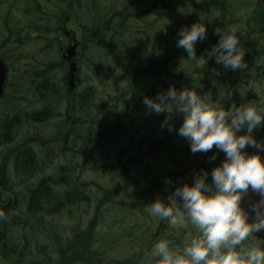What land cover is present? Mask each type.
<instances>
[{
	"label": "trees",
	"instance_id": "1",
	"mask_svg": "<svg viewBox=\"0 0 264 264\" xmlns=\"http://www.w3.org/2000/svg\"><path fill=\"white\" fill-rule=\"evenodd\" d=\"M111 2L113 3L111 17L103 15L104 11L98 13V10L93 9L88 3L85 24H81V28L83 30L82 34L86 38H90L88 46L84 48L85 57L89 51L91 53L102 52L103 57L107 59L100 63L101 65L98 64L99 66L96 61L92 62L95 66V73L101 71L100 66H107L104 68L105 70L110 73L115 70L116 74H120V76L117 75L118 80L113 84L112 91L106 88L109 85L105 82L103 83L104 87L92 83L83 89L80 99L74 100L77 103L74 104V101H71V96H68L69 101L67 100L65 105L66 107H72V109L75 107L81 111L89 110V108L95 106L99 109H105L107 116L114 120V125L116 124L115 127L118 132L114 138H117L116 136H119V131L125 124L124 117H131L133 120L132 116L135 110H138L139 106H145L142 103L143 98L145 96L155 97L159 92L155 91L153 93V86L150 87L148 83L142 82L144 79L141 76L144 75L145 71L162 72L164 79L168 77L170 82L179 79L178 82L182 83L177 69L171 71L170 67L167 70V61L172 57L175 60L185 58L186 64L179 61L180 65L177 68H183L187 71L190 69L188 65L189 63L192 64V61L187 60V53L182 48L177 47V41L171 40V25L173 24L174 31H177L179 26L176 20L171 21V25L159 26L157 25L161 21V19H158L159 16L152 17L151 20H155V22L146 21L145 17L142 16L144 12L137 7L134 0H111ZM148 2L150 5L156 3V1L150 0ZM79 4L81 5V0ZM83 6L85 7V3ZM193 20H195V17H193ZM218 21L221 22L219 18ZM142 24L144 29H139ZM250 25L253 30L248 31L247 25L243 24V30H247L243 34L255 42V34H264V3L254 11ZM217 27L218 25L212 23L210 32L214 34ZM219 27L222 28V24ZM53 47L34 48V52L27 56L29 58L26 61H32V63L29 67L25 66L24 76L15 78V91L17 94L25 93L20 89L25 90L26 87L30 91L32 89V97L37 103L36 109L27 113L26 110L21 108L20 102H14L7 94H4L0 99V103L3 105V109L0 110V140L2 141L0 144L3 145L4 141L6 144L8 143L7 145L13 144L7 155L3 156L9 160L13 158L19 168L16 172L22 174H30L33 171V163L37 165L40 163L36 152L31 146V139H22L26 140L25 142L22 140L16 141L19 130L27 123H40L50 119L54 115L53 107H57L59 100L62 98L58 97L57 94L55 97L53 96L55 87L50 83L48 89L45 77L48 61H51L46 56L60 49ZM257 48L256 45L254 50H257ZM9 51L12 50H8V53ZM258 51L257 60L260 63L256 62L254 64L255 78L257 79L254 82L264 84V52L260 48H258ZM13 52L14 55H19L17 51L13 50ZM1 55L9 61L10 56L5 57L3 52ZM10 67L13 71L17 70V68L13 69L12 65ZM189 77L191 76L189 75ZM168 80L167 83H169ZM182 80L187 83L193 81L189 79ZM226 83L229 96L224 102L225 106H230L233 102L237 105L252 103L262 106L264 90L261 87L250 84V86H255L257 89L255 98L254 95L250 97L245 92L247 85L238 87L242 91L239 90L236 95L230 91L231 87L234 86L233 82L227 81ZM176 87L177 89L182 88L179 85ZM102 89L103 93L101 94L102 91L99 90ZM49 90L50 94L46 93ZM130 90H136V92H130ZM217 95L218 93L214 91L208 100L216 99ZM4 104L7 106L6 110H4ZM153 115L156 114H147V119ZM161 115L164 116V114ZM136 124H138L139 129L137 121H135ZM107 127L104 126L105 136L100 134L99 139L97 136H93L91 140L83 141H86L85 143L89 142L94 151L99 150L102 152L107 148L108 142L116 141L105 140L110 134ZM263 134L264 127L254 132V135L258 137ZM101 138L102 140H100ZM71 139L72 135H65L61 138V140ZM130 141L136 142L135 140ZM138 143H140L139 149L134 153L127 152L123 155V152H119L114 161L108 160L107 165L103 164L104 168L113 169V174L108 180L109 186L95 180L94 182L87 181L86 176L84 177L80 172V162L74 161L73 164L59 166L57 170L44 176L36 188L30 189L28 196L29 211L35 213V215L40 213L53 216L63 214L76 204H80L81 207L84 204L88 206L87 208L91 207L90 218L86 219L83 213L88 211L87 208L81 209L79 223L75 226H67L66 224L63 236H53L52 234L46 236L45 241L47 244L40 247L37 252L41 254L46 249L49 254L52 252L50 259L48 257L46 259L48 263L158 264V261L150 256V250L154 243L161 239H167L171 242L172 247L182 249L197 235L192 225L188 224V229L185 231H182L180 227L173 228L165 219L151 215L148 208L150 203L158 197L164 202H168V196L174 191L175 187L184 182H192L194 174L199 170H209L210 180L211 169L223 159L224 154L222 153L212 159L209 154L206 157V153H194L193 160H190L191 162H188V164L174 165L167 158L162 160L152 157L156 153L145 147L144 140H140ZM140 148L146 149L141 156H139ZM68 150L69 148L65 149L64 152ZM77 154L78 151H75L72 158L75 159ZM87 157L92 160V158H95V152ZM105 161H107L106 157ZM35 170L39 169L36 168ZM3 171V174L0 175V182L3 181L6 175L5 168H3ZM95 189L99 190L98 193ZM16 223L18 222L15 217L7 220L5 215V218L0 219V239H3L7 232L12 235L18 232L13 228ZM68 235H72V238ZM8 241L10 242L11 239H8ZM243 246L245 248L249 246L264 247V241L251 236L244 242ZM10 252L0 249V256L4 262L9 261L7 258H12ZM51 258L56 260L53 261ZM9 262L12 263V261Z\"/></svg>",
	"mask_w": 264,
	"mask_h": 264
},
{
	"label": "rangeland",
	"instance_id": "2",
	"mask_svg": "<svg viewBox=\"0 0 264 264\" xmlns=\"http://www.w3.org/2000/svg\"><path fill=\"white\" fill-rule=\"evenodd\" d=\"M83 1L85 7L83 6ZM137 3V7L144 12L146 21L155 22L151 20L152 17L159 16L161 19L157 23L159 26L171 25L170 22L176 20L180 27L185 25H190L199 18H203L206 21H210L208 24V36L206 39L200 41L196 44L197 59L191 60L192 64L189 63V70H184L183 68H177L180 64H186L184 59L175 60L174 57L167 61L168 68L170 70H178V76L181 77L182 83L172 80H168V77L164 79L162 72L152 73L151 71H145L144 75L141 76L142 82L148 83L150 87L153 86L155 93L165 88H168L171 84L176 86H192L197 87V91L204 94V97L208 99L214 91L217 93L229 91L227 87V81L233 82L234 86L231 87V93L238 94V87L246 86L245 92L251 97L255 96L257 89L255 86H250V84L257 85L264 90V84H259L254 82L257 80L255 78L256 72L254 70V64L257 60L258 48L262 49L264 52V34H255V42L246 37L243 33L246 31H251L252 17L254 11L264 3V0H150L156 1L154 5H150L148 0H134ZM92 6L93 9L104 11L103 15L112 16V6L111 0H81V5L77 0H0V42L7 44H12L15 48L13 50L17 51L19 55H14L13 50H4L5 45H2L1 52L4 50V55L14 57V60H9V63L17 70L11 72V77L7 83V89L5 95L14 102H20V106L26 112H32L37 103L32 97V89H20L24 91L23 94H17L15 91L16 77H23L26 67L32 63V61H26L33 52L32 44L29 40H41L43 39L47 43H54L64 35L61 31L66 26L69 30H73L81 41H85V37L81 35L79 30L82 32L81 24H85V16L88 13L87 5ZM231 4H234L233 8ZM109 11V13L107 12ZM157 10V11H155ZM69 15V16H68ZM97 15V12H96ZM68 16V17H67ZM69 18L67 23L63 24V18ZM195 17V20H193ZM218 18L221 20L218 21ZM62 20V21H60ZM192 20V21H190ZM212 23L220 26L222 28L226 26H237L239 29V37L242 45V49L245 51V60L247 62V68L240 71H232L229 69H224L221 65L215 63L214 59H210L207 63H204V59L201 55L206 56L207 50L211 48L213 44L218 41V36L216 35V30L214 34L210 32L212 28ZM243 24L247 25V30H243ZM139 29H144L143 24ZM178 26L177 31H174L173 24L171 25V40L177 41L178 32L181 29ZM27 39V41H26ZM212 44H211V43ZM35 45V44H33ZM209 45V46H208ZM257 45V50H254ZM246 47V48H245ZM248 48V49H247ZM83 46L78 48V56L83 52ZM102 52L90 51L87 53L86 59H83V63L80 69V76L83 78L82 86L79 88L76 96H72L71 101H76L80 99L79 92L88 85L94 83L99 87H104L103 83H107L106 88L112 91L113 84L118 80L120 74H116L115 70L111 73L104 68L107 66H100L101 71L95 73V66L92 64L93 61L97 62V65L107 60ZM103 57V58H102ZM45 58V57H44ZM50 58L54 63L59 64L62 58V49L56 52H52L50 55L46 56ZM101 58V59H99ZM188 60V59H187ZM17 62L16 65L14 62ZM26 61V62H25ZM101 65V64H100ZM26 66V67H25ZM99 66V65H98ZM147 67V65H146ZM69 68L68 62L65 65H59L57 69L51 72L52 82L60 81L57 84L59 88L58 97H62L59 100L57 107L54 108V116L50 119L36 123H27L18 132V139L35 138L42 140L57 138L55 142L47 143H32L31 146L36 152L39 160V165L34 164L33 171L30 174H22L21 172H16L14 170L13 163L14 159H8L3 155H7L12 147V143L7 145L4 141L3 145L0 144V175L3 174V168H5L6 175L3 181L0 182V211H3L1 207L2 199H8V197L13 198L14 203L11 207L6 208L3 212L6 215V219L10 220L15 217L18 222L13 225V228L18 230L15 234L7 232V235L0 239V248L3 247L4 251L7 249L11 251L12 258H7L4 262L2 257L0 259V264H50L46 260L47 257L50 259L52 252L49 254L47 249L43 253L37 252L40 247L47 244L46 236L48 234L63 236L64 226H75L79 223V216L81 209H86L88 206L84 204L82 207L80 204L69 208L68 212L59 215H49L45 213L36 214L29 211L28 196L31 188H36L40 180L57 170L61 165H70L74 161L80 162V172L86 176L87 181L94 180L96 182H101L102 184L109 186V178L112 176L113 169L104 168L103 164L107 165L108 160L114 161L115 157L119 152H123L125 155L127 152L134 153L139 149L141 139H144L143 133L150 132L152 129L162 142L163 147L160 152L156 153L155 159L167 158L174 165H180V163L191 162L193 160V155L190 151L189 144L187 140L180 137L175 130L169 131L167 126L162 127V121L164 116L153 115L147 119V113L145 106H139L138 110H135L133 114V120L131 117H124L125 124L122 126L121 131H119V136L114 138L118 132L116 129V124L114 125V120L107 116L105 109H99L97 106L89 108V110L81 111L80 109L72 107H66L65 103L68 99L65 94L66 86L63 84V76ZM189 75L191 77H189ZM14 77V78H13ZM102 77V79H100ZM182 79L193 80L189 83ZM167 80L169 83H167ZM177 80V79H176ZM127 87V86H121ZM177 88V87H176ZM9 89V90H8ZM101 94L103 89L99 90ZM130 92H136V90H130ZM106 94V91H105ZM74 101V104L77 103ZM264 106V102H262ZM7 106L4 104V110ZM3 109L2 103H0V110ZM69 109V110H68ZM176 118V119H175ZM111 119V120H109ZM137 121L140 125V121L148 123L146 128L141 125L137 127L135 125ZM150 122V123H149ZM175 127L179 126L182 122L181 116L174 117ZM134 123V124H133ZM132 125V127H131ZM104 126L109 128V136L105 140H116L108 142L107 148L100 152L99 150L94 151L93 147L89 142L83 140H91L93 136H97L98 139L101 135H106ZM98 134V135H95ZM101 134V135H100ZM65 135H72L71 140H61ZM103 136V137H104ZM264 138V134L261 137ZM102 140V138L100 139ZM135 140L136 142L130 141ZM25 142L26 140H22ZM145 142V140H144ZM95 147V146H94ZM69 148L68 151L64 152L65 149ZM96 150V147H95ZM75 151H78L75 159L72 158ZM146 149H141L139 156L144 154ZM95 152V158L90 160L87 156H90ZM215 152V148L212 151L206 153V157L209 154L212 156ZM108 154V155H106ZM110 154V155H109ZM222 153H219V155ZM86 158L84 159V157ZM105 157L106 160L105 161ZM8 159V160H6ZM3 160V162H2ZM53 161V163H51ZM106 162V163H105ZM37 165V166H36ZM3 166V168H2ZM38 168L39 170H35ZM88 178V179H87ZM97 190L98 193V189ZM90 208H87L85 218H90ZM66 222V223H65ZM15 226V227H14ZM17 227V228H16ZM182 231L188 229V225L180 227ZM37 230V232H35ZM66 236V235H64ZM72 238V235H68ZM63 238V237H62ZM8 239H11L9 242ZM37 241V242H36ZM4 242H7V247H4ZM9 242V243H8ZM53 261L55 258H51Z\"/></svg>",
	"mask_w": 264,
	"mask_h": 264
},
{
	"label": "clouds",
	"instance_id": "3",
	"mask_svg": "<svg viewBox=\"0 0 264 264\" xmlns=\"http://www.w3.org/2000/svg\"><path fill=\"white\" fill-rule=\"evenodd\" d=\"M203 18L181 27L177 47L196 60V44L208 36ZM237 26L217 27L218 41L201 55L206 64L214 59L224 69L247 68ZM227 91L208 100L197 87L177 89L170 85L155 97L145 96L146 113L164 114L162 127L187 140L192 153H208L215 148L212 159L223 153V159L209 170L197 171L192 182L177 185L168 202L159 197L150 203L151 215L165 219L173 227L192 225L197 233L182 249L171 246L167 239L154 243L150 256L158 264H264V247L244 242L254 233L264 231V138L254 132L264 127V106L235 102L225 106ZM182 116L179 127L174 117ZM257 151L249 152L248 149ZM259 194L251 209L242 205L249 192ZM179 198V199H178ZM250 213L253 214L250 218ZM5 213L0 211V219Z\"/></svg>",
	"mask_w": 264,
	"mask_h": 264
},
{
	"label": "flooded vegetation",
	"instance_id": "4",
	"mask_svg": "<svg viewBox=\"0 0 264 264\" xmlns=\"http://www.w3.org/2000/svg\"><path fill=\"white\" fill-rule=\"evenodd\" d=\"M77 2H80V0H77ZM233 6H234V4H231V7L233 8ZM69 16V15H68ZM67 16V17H68ZM65 18L64 20H63V24L65 25L66 23H67V21L69 20V18ZM62 20H60V21H62ZM82 29V28H81ZM61 31L65 34L64 36H60V38H58V40L56 41V42H54V43H47V42H45L43 39H41V40H35V39H32V40H29L30 41V43L32 44V47H34L35 45H33V44H35V43H37L38 45H41V46H44V47H47V46H54L53 48H63L64 50L71 44V43H73L74 41H76L78 44H80V46H83V49L86 47V46H88V44H89V39L90 38H86L83 34H82V32L79 30V32L81 33V35H82V37L84 36L85 37V41L83 42V41H81V38H79L78 36H77V34L73 31V30H69L68 31V29L66 28V26L63 28V30L61 29ZM26 41H27V39H26ZM2 45H5V47H4V49L5 48H7V49H14L15 47L12 45V44H5V43H3L2 44V42H0V54L2 53L1 52V47H2ZM64 50H63V52H64ZM63 52H62V55H63ZM15 58L14 57H10V60H14ZM83 59H85V56L83 55V54H81V58H80V61H79V69H78V73L76 74V77H75V82H76V89H74V90H71L70 89V87H69V85H68V77H69V68H68V70H67V72H65V74H64V76H63V86L65 87L66 86V89H65V94L67 95V97L68 96H76V94L78 93V90H79V88L82 86V80H83V78L80 76V69H81V65H82V61H83ZM16 62V61H15ZM65 62H67L63 57L61 58V62L59 63V64H57V63H54V62H52L51 63V61H48V66L46 67V71H45V77H46V80H47V83H48V89H49V87H50V83H51V85L52 86H54L55 88H54V94H53V96L55 97V95H56V93L58 92L59 93V88H58V86H57V84H60V81H55V82H52L51 80H52V78H51V72H53L55 69H57L58 68V66L59 65H65ZM46 93H48V94H50V90L48 91V92H46ZM82 94H83V91L82 92H79V96L81 97L82 96ZM54 115H52V117H53ZM141 125H143L145 128H146V125L148 126V123H144V122H142V121H140V125H139V127H141ZM131 127H132V125H131ZM143 135H144V139H141V140H146L150 135H155L154 133H153V131H151L150 130V132H145V133H143ZM156 136V135H155ZM55 140H57V138H53V139H51V138H49V139H46V140H37V142L38 143H47V142H55ZM33 141H35V140H33ZM0 143H2V141L0 140ZM13 165H14V170L16 171L17 169H19L17 166H16V164H15V162L13 163ZM80 165V164H79ZM79 165H78V167H79ZM3 203V202H2ZM4 247L6 248L7 247V244L6 243H4Z\"/></svg>",
	"mask_w": 264,
	"mask_h": 264
},
{
	"label": "water",
	"instance_id": "5",
	"mask_svg": "<svg viewBox=\"0 0 264 264\" xmlns=\"http://www.w3.org/2000/svg\"><path fill=\"white\" fill-rule=\"evenodd\" d=\"M76 48L77 44L70 45L66 51L64 52V57L71 59L76 55ZM77 70V64L75 62H72L70 65V78H69V86L71 89L75 88V83H74V75ZM7 78V66L4 62V60L0 57V96L4 92V87H5V82ZM147 145L150 149L152 150H158L161 147V143L155 138V137H150L147 140ZM257 151L256 149L251 151L254 152ZM262 158H264V152L261 153ZM259 199V194L254 193L251 190L243 197L242 199V205L247 208L251 209L252 202L256 201ZM253 214L250 213V218L252 217ZM254 235L262 238L264 240V231L254 233Z\"/></svg>",
	"mask_w": 264,
	"mask_h": 264
},
{
	"label": "bare ground",
	"instance_id": "6",
	"mask_svg": "<svg viewBox=\"0 0 264 264\" xmlns=\"http://www.w3.org/2000/svg\"><path fill=\"white\" fill-rule=\"evenodd\" d=\"M107 12L109 13V11L107 10ZM0 231H1V225H0Z\"/></svg>",
	"mask_w": 264,
	"mask_h": 264
}]
</instances>
